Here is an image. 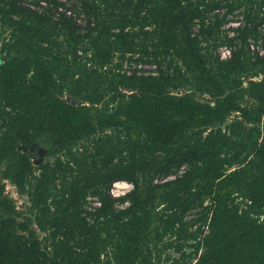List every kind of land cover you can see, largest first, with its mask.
I'll list each match as a JSON object with an SVG mask.
<instances>
[{
	"label": "trees",
	"instance_id": "16d2710c",
	"mask_svg": "<svg viewBox=\"0 0 264 264\" xmlns=\"http://www.w3.org/2000/svg\"><path fill=\"white\" fill-rule=\"evenodd\" d=\"M0 264H264V0H0Z\"/></svg>",
	"mask_w": 264,
	"mask_h": 264
},
{
	"label": "rangeland",
	"instance_id": "374dc122",
	"mask_svg": "<svg viewBox=\"0 0 264 264\" xmlns=\"http://www.w3.org/2000/svg\"><path fill=\"white\" fill-rule=\"evenodd\" d=\"M237 25L238 23L236 22L229 24V26H234V27H236ZM47 159L48 158H46L45 160ZM49 160H53V158L49 157ZM3 184H5V195H7V197L15 203L18 211H20L23 214L26 213V209L30 205L28 196L19 194L17 188L9 180H4ZM132 189H133L132 184L125 181H118L113 184L111 188V194L115 197H119L125 194L126 192L131 191ZM90 202H91L90 205L91 204L97 205L95 199L93 200L90 199Z\"/></svg>",
	"mask_w": 264,
	"mask_h": 264
},
{
	"label": "flooded vegetation",
	"instance_id": "af4514ba",
	"mask_svg": "<svg viewBox=\"0 0 264 264\" xmlns=\"http://www.w3.org/2000/svg\"><path fill=\"white\" fill-rule=\"evenodd\" d=\"M49 150L43 147L40 144H34L31 146V151L28 152V155L31 156L35 165H40L48 157Z\"/></svg>",
	"mask_w": 264,
	"mask_h": 264
},
{
	"label": "built area",
	"instance_id": "2783aa9c",
	"mask_svg": "<svg viewBox=\"0 0 264 264\" xmlns=\"http://www.w3.org/2000/svg\"><path fill=\"white\" fill-rule=\"evenodd\" d=\"M258 50L260 49L259 47H256ZM225 49V50H224ZM221 52H220V55H221V59H228L230 56H231V51H230V49H228V48H222L221 50H220ZM260 54H262V52H260Z\"/></svg>",
	"mask_w": 264,
	"mask_h": 264
},
{
	"label": "water",
	"instance_id": "95a60500",
	"mask_svg": "<svg viewBox=\"0 0 264 264\" xmlns=\"http://www.w3.org/2000/svg\"><path fill=\"white\" fill-rule=\"evenodd\" d=\"M257 79H259L258 77H257ZM21 149V148H20ZM25 152H29V151H31V147L30 148H24L23 149Z\"/></svg>",
	"mask_w": 264,
	"mask_h": 264
}]
</instances>
